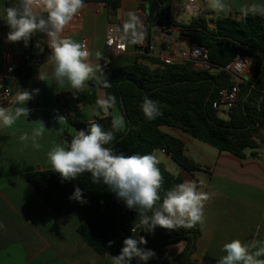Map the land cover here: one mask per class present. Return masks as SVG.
Wrapping results in <instances>:
<instances>
[{"label":"trees","instance_id":"1","mask_svg":"<svg viewBox=\"0 0 264 264\" xmlns=\"http://www.w3.org/2000/svg\"><path fill=\"white\" fill-rule=\"evenodd\" d=\"M122 1L85 0V4H103L114 20ZM172 1L138 0L145 14L148 46L154 43L158 32L175 28L191 46L205 47L210 61L219 68L234 62L239 55L251 60L252 72L239 84L238 103L229 112V117L220 118V112L213 108L220 90L233 85L229 74L224 71L209 73L207 70L196 69L191 63L167 66L159 58L148 57L146 53L141 56L138 54V61L133 65L117 67L109 64L103 78L91 79V88L87 90L66 91L58 95L57 101L63 104L65 110L63 116L71 126L79 131H87L89 123L79 122L72 113L81 105L93 104L103 113L94 122L99 123L105 131L112 130L116 119L111 114L104 115L96 95L98 89H103L105 100L115 97L114 104L106 105L116 106L124 119V126L119 125V130L114 133V141L105 145L113 148L117 154L145 155L160 150L171 155L186 171L199 169L185 156L182 140L162 130L174 128L220 152H228L245 160L247 150H252L254 155L255 151L264 146V142H257L255 137L259 129H264V18L252 14L247 17L241 15L239 18L232 15L211 18L207 13L192 17L191 23L187 25L172 21L168 8ZM17 3L18 0H4V14L7 7L16 6ZM4 26L8 27L6 20ZM38 34L31 38L27 46L23 43L24 59L16 66L14 76H30L29 66L35 58L33 48ZM141 60H150L158 66L151 68L140 63ZM105 81L110 83V87H104ZM145 96L159 102L162 115L154 120L146 119L141 110ZM71 140L66 135L64 143H70ZM158 167L163 176L160 189L163 198L166 191L184 182V178L181 174L170 173L161 163ZM24 177L56 215L68 216L75 211L84 215V222L77 228V232L97 253L105 255L115 250L119 255L123 240L134 235L131 229L138 223L137 212L128 209L102 181L93 184L90 173L85 172L77 180L63 182L59 174L52 170L37 171ZM76 187L82 190L87 203L69 199ZM158 203H162V199ZM142 231L137 229L135 237L139 239L140 235L144 236L147 244L142 247L156 254L147 264L161 260L168 247L178 242H185L186 247L173 258V264H218L220 259L210 256H205L201 262L192 259L201 236L198 224L192 229L170 231L157 227L151 233ZM109 241H113L110 247ZM132 264L138 262L133 260Z\"/></svg>","mask_w":264,"mask_h":264},{"label":"crops","instance_id":"2","mask_svg":"<svg viewBox=\"0 0 264 264\" xmlns=\"http://www.w3.org/2000/svg\"><path fill=\"white\" fill-rule=\"evenodd\" d=\"M184 0H173L168 4L169 14L174 22L189 25L192 16L183 8ZM4 0H0V67L3 65V54L13 58L16 68L24 59L23 41L9 42V28L4 26ZM232 11L229 15L239 18L241 7L251 3H264V0H228ZM200 7L211 18L225 16L216 14L207 6V0H198ZM85 8L66 27L63 35L78 42L87 40L90 52L89 60L98 65L95 80L103 78L104 70L109 64L117 67L135 64L137 55H142L137 46L126 42L124 52L109 51L105 47L108 27L118 23L121 26L127 19L128 12H135L142 18L138 0H123L115 19H111L103 4L89 2ZM177 18L173 17L175 9ZM261 18L264 16L256 15ZM171 38L163 46L154 44L155 52L147 55L160 60L176 55L179 41L190 45L178 29L168 28ZM47 37L42 33L40 43L41 59L29 67V77L19 76L7 81L13 102L5 107L13 114L17 107L29 109L28 116H20L10 126L0 123V264H112V257L117 256L115 250L101 255L93 249L77 232L84 222V215L75 211L70 215L58 216L46 204L45 200L25 181V175L37 171L52 170L48 160V152L57 144H64V138L72 139L79 131L64 118V107L57 101L58 95L71 91L65 83L58 87L52 78V65L48 62L51 50L46 44ZM183 51V50H182ZM99 53V56L97 55ZM36 58V56H35ZM34 58V59H35ZM162 61V60H161ZM140 63L151 68L158 65L150 60ZM39 71L47 72L49 79H38ZM251 67L245 74L250 76ZM91 88L90 80L84 90ZM38 90V91H36ZM23 91L32 93L33 98L26 103L19 102V94ZM105 90L96 91L98 101L105 100ZM105 114H111L120 126L124 119L116 106L108 107L99 103ZM74 118L82 123L94 122L97 116L102 117L96 105H81L74 113ZM63 117L64 119H59ZM43 128V135L37 139L40 147L33 146L31 139L20 140L21 135L31 133L34 129ZM163 132L182 140L185 156L199 167L194 171H186L171 155L156 150L160 163L174 175L181 174L185 180H196L200 190L208 193L209 200L204 208V223L198 224L201 236L197 250L192 259L201 262L205 256L221 258L226 255L223 245L233 239L249 242L253 239L264 240V151L247 150V158L239 159L228 152H220L191 136L174 128H163ZM256 140L264 142V129L256 132ZM203 180V185L199 181ZM185 242H178L168 247L165 256L153 264H173V258L184 251ZM264 258V257H262Z\"/></svg>","mask_w":264,"mask_h":264},{"label":"clouds","instance_id":"3","mask_svg":"<svg viewBox=\"0 0 264 264\" xmlns=\"http://www.w3.org/2000/svg\"><path fill=\"white\" fill-rule=\"evenodd\" d=\"M85 6V0H18L16 6L5 9L9 28L7 40L13 43L23 41L27 46L36 33L45 34L47 47L51 50L48 62L52 65V78L58 87L67 83L76 92H82L86 82L96 78V72L100 70L98 65L90 62V52L84 42L63 35ZM207 6L216 14L225 16L232 11L228 0H207ZM240 11L245 17L249 14L264 16V3H251L242 6ZM120 32L121 40L133 45L141 43L143 25L135 12H128ZM38 79L47 81L48 73L39 71ZM104 87H110V83L105 81ZM32 98L28 91L19 94V102L26 103ZM98 103L114 104L115 97ZM141 110L148 120L162 115L159 102L147 96L143 98ZM28 113L26 107H17L14 114L11 109L0 107V123L10 126ZM118 130V121L113 122L110 131H105L99 123L89 122L87 131H76L70 143L55 145L47 154L48 160L52 172L59 174L62 182L77 180L78 176L88 172L93 184L102 181L128 209L137 212L138 223L131 229L134 235L123 240V247L119 255L112 257V264H132L133 260L147 264L156 254L142 247L147 240L141 235L139 239L135 237L137 229L151 233L157 227L170 231L195 228L204 223V208L210 197L199 189L196 180H185L166 191L162 198L163 176L158 167L160 160L155 154H117L113 148L105 147L114 141V133ZM42 135L43 128H37L31 136L28 133L21 135L20 140L31 139L33 146L39 148L37 139ZM203 183V180L199 181V185ZM69 199L87 203L79 187ZM161 199L162 203H158ZM3 227L0 224V228ZM112 243L108 242L109 247ZM223 251L226 255L218 264H264V240L253 239L245 243L233 239L223 245Z\"/></svg>","mask_w":264,"mask_h":264},{"label":"built area","instance_id":"4","mask_svg":"<svg viewBox=\"0 0 264 264\" xmlns=\"http://www.w3.org/2000/svg\"><path fill=\"white\" fill-rule=\"evenodd\" d=\"M183 8L190 16L207 15V13L200 7L198 0H184ZM142 18L140 19L143 25L144 37L141 43H138V51L141 54H152L155 52L154 44L165 45L171 38L168 30H161L154 38V43L148 46L145 35V14L140 11ZM122 26L118 23L112 24L108 27L106 34L105 47L109 51L124 52L126 50V41L120 39V30ZM88 45L87 40H83ZM164 65L171 66L175 64L191 63L196 69L207 70L209 73H218L224 71L231 76L233 85L224 87L220 90L217 99L213 102V108L219 112H231L238 103V95L240 94L239 84L245 79V74L251 67V60L239 55L234 62L228 64L226 67L219 68L210 61L209 53L205 47L192 45L187 51L183 50L176 55H171L161 59ZM38 62L34 59L33 63ZM15 66L13 58L10 54H3V65L0 67V107H7L12 104L13 99L11 90L5 85L7 81L14 79ZM165 153V151H162Z\"/></svg>","mask_w":264,"mask_h":264},{"label":"rangeland","instance_id":"5","mask_svg":"<svg viewBox=\"0 0 264 264\" xmlns=\"http://www.w3.org/2000/svg\"><path fill=\"white\" fill-rule=\"evenodd\" d=\"M177 10L179 11L180 9L178 8H176L175 9V11H174V13H173V17L174 18H177L178 16H177ZM180 12V11H179ZM178 47H177V51L178 52H181L182 50H188L189 48H190V46L189 45H186V43H184L183 41H179V43H178V45H177ZM220 118H222V119H227L228 117H229V112H227V111H223V112H220ZM261 150L262 151H264V147L263 148H261Z\"/></svg>","mask_w":264,"mask_h":264},{"label":"water","instance_id":"6","mask_svg":"<svg viewBox=\"0 0 264 264\" xmlns=\"http://www.w3.org/2000/svg\"><path fill=\"white\" fill-rule=\"evenodd\" d=\"M41 38H42V33H39L36 39V42L34 43V48H33V54L36 56V60H40V54H41V47H40V43L41 42Z\"/></svg>","mask_w":264,"mask_h":264}]
</instances>
